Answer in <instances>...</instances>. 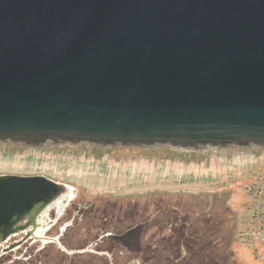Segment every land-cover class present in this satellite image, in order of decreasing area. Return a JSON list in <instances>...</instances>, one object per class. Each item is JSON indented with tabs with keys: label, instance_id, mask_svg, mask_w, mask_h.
I'll list each match as a JSON object with an SVG mask.
<instances>
[{
	"label": "water",
	"instance_id": "95a60500",
	"mask_svg": "<svg viewBox=\"0 0 264 264\" xmlns=\"http://www.w3.org/2000/svg\"><path fill=\"white\" fill-rule=\"evenodd\" d=\"M0 143L264 154V0H0ZM75 198L0 177V245Z\"/></svg>",
	"mask_w": 264,
	"mask_h": 264
},
{
	"label": "rangeland",
	"instance_id": "374dc122",
	"mask_svg": "<svg viewBox=\"0 0 264 264\" xmlns=\"http://www.w3.org/2000/svg\"><path fill=\"white\" fill-rule=\"evenodd\" d=\"M154 152L83 146L36 149L0 143V174L42 175L60 183H72L81 192V199L86 197L94 203L96 212L89 220L99 227L98 233L108 229L109 223L101 221L113 216V231L122 237L106 239L98 250L111 252L114 259L51 254L47 264H70L72 259L80 264H241L238 211L242 175L238 176L236 168L252 161L251 156L259 152L237 149L225 153ZM163 161L173 169L188 172L190 184L199 171V182L204 177V189L147 193L148 196L133 193L132 188L120 191L101 188L107 180L110 184H122L126 179L136 181L139 177L133 178L132 173L138 171L137 167ZM109 166L113 176L107 174ZM136 196L140 198L132 201ZM148 198L155 200L157 216H152L154 209L148 211ZM136 224H141L139 232H126Z\"/></svg>",
	"mask_w": 264,
	"mask_h": 264
},
{
	"label": "flooded vegetation",
	"instance_id": "af4514ba",
	"mask_svg": "<svg viewBox=\"0 0 264 264\" xmlns=\"http://www.w3.org/2000/svg\"><path fill=\"white\" fill-rule=\"evenodd\" d=\"M95 147L97 146H94L93 148ZM242 149H245L246 151L255 150L251 147L237 148V150ZM2 176H14L23 179L26 177H37L42 175L26 176L19 174H0V177ZM52 181L57 183L55 180ZM80 193L81 192L76 189V198L66 206L62 214H58L57 209H51L47 214L43 213L39 218V221L43 226L42 229L40 227L33 232V228H24L25 225H27V222L22 221L15 231L9 235L7 240L0 245V264H47L51 258V254H62L71 258L76 256L87 258V255H95L100 258H106L107 260L114 259V255L111 252L98 250L100 244H103L106 239H118V237H122V235H117L113 231V228L115 227V224H112L111 220L113 216H106L101 221L109 223L107 225L108 227H106L108 229L107 231L98 233L99 228L94 230L93 227L96 224L93 225L89 220V217L90 219L91 216L94 217V213L96 212L94 203L90 199H85L86 197L81 199ZM90 195L93 196L94 194ZM145 195L149 196L150 194ZM138 198H140V196H136L131 200L136 202ZM148 199V211H153L154 209V214H152V216H157V214H155L157 213V211L155 212V200L151 198ZM146 224L147 223H144V225ZM140 230L141 224H136L126 232H139ZM29 232L33 233L30 235ZM93 237L96 238L92 239ZM41 238H46L47 240ZM54 239H58L68 252L62 250L57 243L52 242ZM69 251L72 254H70ZM123 253V251L120 252L121 255H123ZM73 260L74 259H72L70 264H80L78 262L74 263ZM133 262L136 263L135 261Z\"/></svg>",
	"mask_w": 264,
	"mask_h": 264
},
{
	"label": "crops",
	"instance_id": "0c3cea01",
	"mask_svg": "<svg viewBox=\"0 0 264 264\" xmlns=\"http://www.w3.org/2000/svg\"><path fill=\"white\" fill-rule=\"evenodd\" d=\"M164 152H178V151H172V150H166V149H159L155 150L154 153L159 154V153H164ZM178 153H186V152H178ZM252 161H250L247 164H243L240 166V168H236V171L240 172L238 176L242 175L244 171H247L251 169L255 165V160L254 156L252 157ZM138 171H134L133 178L135 176H138V180L136 181H128L126 179L125 183H116V184H110L107 180V184H102L103 188L102 190L106 191H114V190H129L132 188L133 190L131 192H135L139 195L147 194V193H152V194H157V193H185V192H190V191H195L196 189L201 190L204 189V177L201 178L202 180L199 182V171L196 173L197 178L193 180L190 184V179L188 177V172L186 171H181L178 169H173V167L163 161L160 164H156L155 162L148 163V164H143L139 167H137ZM112 170V172H110ZM118 170V168L116 169ZM108 176L114 175V171L111 166L108 167L107 171ZM147 180V181H146ZM196 181V182H195ZM68 185H72V183H67ZM202 184V185H200ZM116 185V188H115ZM132 185V186H131ZM74 187V186H73ZM85 187V185H84ZM87 187V186H86ZM77 189V187H75ZM99 227L94 226L93 229L96 230ZM239 258L241 264H263L261 262H257L253 259V256L251 254L250 249L239 243ZM62 255V254H59Z\"/></svg>",
	"mask_w": 264,
	"mask_h": 264
},
{
	"label": "built area",
	"instance_id": "2783aa9c",
	"mask_svg": "<svg viewBox=\"0 0 264 264\" xmlns=\"http://www.w3.org/2000/svg\"><path fill=\"white\" fill-rule=\"evenodd\" d=\"M255 165L241 176L239 240L253 259L264 264V154L254 156Z\"/></svg>",
	"mask_w": 264,
	"mask_h": 264
}]
</instances>
